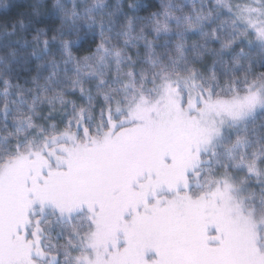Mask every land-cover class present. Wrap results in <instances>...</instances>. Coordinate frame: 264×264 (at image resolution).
<instances>
[{"label": "rangeland", "instance_id": "374dc122", "mask_svg": "<svg viewBox=\"0 0 264 264\" xmlns=\"http://www.w3.org/2000/svg\"><path fill=\"white\" fill-rule=\"evenodd\" d=\"M205 3L207 7L215 5L211 22L226 12L237 40L252 36L249 46L264 60V41L257 39L256 33L257 27L264 26V15L243 10L246 4L257 6L254 0ZM223 23L230 31L229 23ZM141 78L123 79L125 89L109 91L118 100L115 99V106H108H114L113 113L107 110L95 121L96 126L87 116L88 125L83 120L67 121L57 134H49L53 132L49 127L45 132L32 126L13 132L2 122L7 121V105L0 107V133L6 138V145L0 148V224L25 222L28 192L44 197L63 196L67 200L74 193L92 191L105 194L104 238L115 237L117 213L121 215V225L137 222V238L143 248L140 264H157L159 260L152 247L155 233L145 218L161 204L181 214L183 232L194 243L212 248V242L224 236L232 246L228 258L246 260L253 249L264 248V204L258 211L246 206L244 183L261 178L263 169L259 162H243L236 165V174L229 165L222 166V160L233 148L225 141L229 142L245 121L264 108L246 115L247 109L239 102L247 95L215 97L208 84L189 80L185 74L159 72ZM228 90L234 89L223 86V91ZM25 114L27 120L29 112L19 116ZM69 159L78 162L81 169V175L71 185L64 179L67 173L63 168ZM250 168L254 171L250 172ZM235 178L240 182L235 183ZM226 184L231 187L224 194ZM34 211V218H41L44 230L45 224L59 223V235L63 237L57 244L49 231L38 233V241L32 238L34 248L39 246L59 257L54 261L51 255L42 259L34 255L37 264H88L95 259L88 246L92 233L87 209L74 213L71 221L67 217L61 220L53 207L41 211L37 204ZM0 255L6 264L18 257L16 251L9 250L6 238L0 239Z\"/></svg>", "mask_w": 264, "mask_h": 264}, {"label": "trees", "instance_id": "16d2710c", "mask_svg": "<svg viewBox=\"0 0 264 264\" xmlns=\"http://www.w3.org/2000/svg\"><path fill=\"white\" fill-rule=\"evenodd\" d=\"M206 1L0 0V107H8L2 122L8 131L32 126L47 132L49 127V134L64 129L67 121L88 125L87 116L96 126L107 110L113 113L117 97L109 91L125 89L123 79L159 72L199 69L204 73L199 82L215 97L240 95L223 91L226 76L239 71L237 61L264 60L249 46L252 36L237 40L226 12L211 22L208 13L215 14V5L207 7ZM110 103L114 106L108 108ZM25 112L27 120L26 114L19 116ZM5 143L0 133V148ZM225 144L233 148L227 147L222 166L232 172L243 162L261 164V178L244 183L243 190L246 206L258 211L264 204V111ZM60 226L45 224L55 244L63 238Z\"/></svg>", "mask_w": 264, "mask_h": 264}, {"label": "snow or ice", "instance_id": "6c2138e0", "mask_svg": "<svg viewBox=\"0 0 264 264\" xmlns=\"http://www.w3.org/2000/svg\"><path fill=\"white\" fill-rule=\"evenodd\" d=\"M256 33L257 39L264 41V26L257 27ZM257 102L258 97L255 93H251L239 103L243 108L250 110ZM122 126L117 125V127ZM63 168L67 173L64 179L68 185H71L81 175L79 163L72 159L65 162ZM249 171H254V169L250 168ZM230 187V185H225L224 194H227ZM37 204L40 205L41 211L45 207L55 208L60 213V219L67 217L68 221L73 219L74 213L87 209V218L90 221L88 227L92 233L88 246L95 253V259L89 260L88 264H140L138 258L143 255V248L137 238V222H125L121 225V215L117 213L115 237L104 238L105 194L92 191L74 193L67 200L63 196L44 197L39 193H26L24 206L28 215L25 222L23 224L11 222L6 225L0 224V239L6 238L9 250L18 253V257L11 259L8 264H37L34 255L41 259L46 255H51L54 261L59 258L58 254L46 253L39 246L33 247L32 238L38 241V233L44 231L41 218H34V209ZM145 221L155 233L152 247L159 256L157 264H264V248L253 249L251 255L244 261L229 259L232 246L230 240L224 236L212 242V248L202 243H194L183 232L181 214L174 212L171 206L161 204L158 208L153 207L147 213ZM85 259L87 260L88 257ZM0 264H6L2 255H0Z\"/></svg>", "mask_w": 264, "mask_h": 264}, {"label": "clouds", "instance_id": "9594fccd", "mask_svg": "<svg viewBox=\"0 0 264 264\" xmlns=\"http://www.w3.org/2000/svg\"><path fill=\"white\" fill-rule=\"evenodd\" d=\"M216 2L219 3L220 0H216ZM254 4L257 6H253L252 4L244 5L243 10L264 15V0H254ZM53 7H55V4ZM208 15H212L211 11H209ZM236 68L239 71L233 69L225 79L228 82V86L243 95L256 94L258 102L250 110L247 109L245 113L246 115L254 114L257 108H264V61L254 63L253 60H248L243 65L237 61ZM185 75L187 79L195 82L197 79L203 77L204 73L199 69H189Z\"/></svg>", "mask_w": 264, "mask_h": 264}]
</instances>
